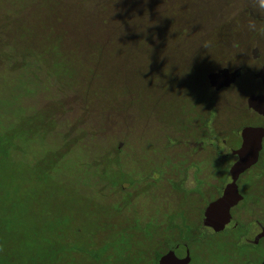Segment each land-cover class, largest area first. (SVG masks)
Wrapping results in <instances>:
<instances>
[{
  "label": "rangeland",
  "instance_id": "1",
  "mask_svg": "<svg viewBox=\"0 0 264 264\" xmlns=\"http://www.w3.org/2000/svg\"><path fill=\"white\" fill-rule=\"evenodd\" d=\"M241 1L0 0V264H149L160 249L140 244L137 218L117 212L118 191L104 187V198L87 185L78 135L125 144L151 177L164 156L174 175L170 163L189 136L213 134L226 152L221 140L242 94H211L206 74L226 65L227 3ZM165 179L146 190L156 205ZM201 244L206 259L192 264H221L222 238L206 234Z\"/></svg>",
  "mask_w": 264,
  "mask_h": 264
},
{
  "label": "flooded vegetation",
  "instance_id": "2",
  "mask_svg": "<svg viewBox=\"0 0 264 264\" xmlns=\"http://www.w3.org/2000/svg\"><path fill=\"white\" fill-rule=\"evenodd\" d=\"M227 6L229 12L222 40L226 58L223 68L227 75L237 74L226 89L219 91L210 88L207 81L211 94L224 91L242 94L241 102L235 98L232 103L233 117L238 121H233L226 128V135L221 140L226 152L222 153L212 144L210 137L213 134L205 137L206 140L204 136H189V139L180 140L179 149L175 153L176 162L172 160L170 163L174 175L169 174V165L165 163L164 156L163 164L153 168L155 177L144 174L141 171L142 165L135 157L130 156V164L146 180L143 190H147L153 181L166 178L165 186L159 189L162 195L159 205L162 223L158 227L161 236L158 245L160 251L154 259L155 264L171 251L180 260L188 256V264H192L193 258L199 255L205 260L206 250L201 243L206 234L222 238L225 249L221 264H226V260L235 264L264 263V136L261 138L256 163L239 174L234 181L240 199L229 209L228 223L221 231L204 225L209 205L222 197L225 188L233 182L231 171L238 160L235 153L243 143L242 130L247 127L264 130V116L248 107L251 96L264 97V81L261 78L264 75V7L260 0H243L238 6L229 2ZM217 70L209 71L206 79L209 73ZM210 102L207 101L208 106L211 105ZM208 123L207 117L203 125L207 126ZM206 128L209 132V127ZM216 158H222L223 165L215 166L213 162ZM172 163L175 165L173 168ZM133 193L134 190L128 191L129 196ZM131 217L134 219V216ZM151 221V216H148L147 233L151 232L149 227L152 232L157 229ZM148 222H151L149 226Z\"/></svg>",
  "mask_w": 264,
  "mask_h": 264
},
{
  "label": "trees",
  "instance_id": "3",
  "mask_svg": "<svg viewBox=\"0 0 264 264\" xmlns=\"http://www.w3.org/2000/svg\"><path fill=\"white\" fill-rule=\"evenodd\" d=\"M153 30L154 28L146 27L143 34H146L148 40H150L149 32L151 33ZM148 43L150 45L153 44L150 41H148ZM154 46H156V44H154ZM190 55L191 54L188 53V51L184 50L185 58ZM57 119L59 118H55V120ZM52 122H53V118L49 120L47 123H45L44 125H49ZM55 125L59 131L64 129V127L60 126V125H63L62 123L61 124L59 123L58 125L55 124ZM67 128L72 129L75 135H78L76 128H72L70 124L67 125ZM65 132L64 134L60 135V138L64 139L63 140V144L65 145L64 147H67L69 146L71 141L69 140L70 136L67 137ZM78 136L81 138L78 141L79 143L77 144L83 143L88 152V153L83 152L82 154L85 155L87 159L86 161L91 160L90 162L80 161L83 163L81 164L82 166H79L80 169L82 168L85 169V172H83V177H85V181L87 185L95 186V188L97 189L98 195L100 197H104L105 195H108V194L111 195L110 193H108V191L107 193H103L104 187H107V186L113 187L116 191H118L117 193H119L120 195H117L116 197H121L122 201L120 202V205H118L117 212L118 213L120 212L119 214L120 215L122 214L121 217H123L124 219H128L131 221L130 217L136 213H130V209L135 207V209H137L139 213L141 214V215L139 214L134 215L135 216L134 218H137L135 220V224L140 229V231L138 232V234L140 235H137L139 237L140 244L144 245L143 248H145L146 246L148 247L149 242L150 243L152 242L153 246L150 247L151 251H152V248L159 249L158 245L160 243L159 241H160L161 236L158 233V227L162 223V221H160L161 218L159 214V211H160L159 205L152 203L150 198L147 197L148 192L146 190H143V188L145 187L144 181L146 180H144L141 176H139L137 179L136 178L128 179L129 177H131L130 176L131 173L128 171V167H130L129 158H130V155L132 154L130 153L127 147L124 148V146L126 145L123 143L117 144L113 140H109V141L102 140V138L101 139L98 138V136L95 133L91 134L89 132L88 133L86 132L83 134V137L81 135H78ZM12 137L14 139H13V142H10L11 146H13L14 148L15 147L18 148V138H16L15 136H12ZM0 139L2 138L0 137ZM99 139L101 140L100 144L98 145L99 149L95 150L93 146L96 144L95 142L99 141ZM22 144L23 142H21V145ZM19 145H20V141H19ZM120 145H122L123 148ZM61 149H63V147ZM67 174H68L67 176L68 183H70L71 173L69 172ZM82 181L83 179L80 178V182ZM87 185L85 186L87 187ZM137 188H141V189H137ZM129 190H134L135 193L129 196L128 195ZM134 194L136 196H134ZM122 202L124 204H121ZM148 216H151L152 225L156 226L157 228L155 231L150 232V233H146L145 231ZM151 222H148L147 226H149ZM148 240L150 241L147 243ZM136 247L137 249L142 248L140 246H136ZM140 253L144 254L143 252H140ZM150 254H151V257L149 258L150 259L149 264H155L154 259L155 257L157 258L158 254L155 252H151ZM150 254L148 256H150ZM145 259H148V257H146Z\"/></svg>",
  "mask_w": 264,
  "mask_h": 264
},
{
  "label": "water",
  "instance_id": "4",
  "mask_svg": "<svg viewBox=\"0 0 264 264\" xmlns=\"http://www.w3.org/2000/svg\"><path fill=\"white\" fill-rule=\"evenodd\" d=\"M237 73L227 75L225 68L218 69L207 75V81L210 88L215 91L226 89L232 83ZM264 81V75H261ZM248 107L259 115L264 116V97L251 96L248 99ZM264 136V130L259 128H244L241 132L243 143L240 149L235 153L238 157L237 162L232 166V184L225 188L222 197L209 205L206 210L204 222L205 226L212 227L215 231H221L229 221V209L236 205L240 199L236 193L234 181L236 177L243 173L257 161L260 150L261 138ZM188 256L185 259H178L174 252H168L158 259L157 264H188ZM264 264V263H263Z\"/></svg>",
  "mask_w": 264,
  "mask_h": 264
},
{
  "label": "clouds",
  "instance_id": "5",
  "mask_svg": "<svg viewBox=\"0 0 264 264\" xmlns=\"http://www.w3.org/2000/svg\"><path fill=\"white\" fill-rule=\"evenodd\" d=\"M260 4L262 7H264V0H260Z\"/></svg>",
  "mask_w": 264,
  "mask_h": 264
}]
</instances>
